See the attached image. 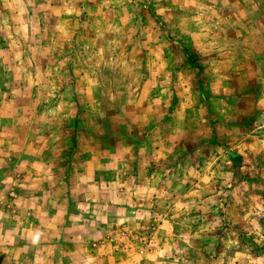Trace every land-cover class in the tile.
Returning a JSON list of instances; mask_svg holds the SVG:
<instances>
[{
    "label": "rangeland",
    "instance_id": "374dc122",
    "mask_svg": "<svg viewBox=\"0 0 264 264\" xmlns=\"http://www.w3.org/2000/svg\"><path fill=\"white\" fill-rule=\"evenodd\" d=\"M0 264H264V0H0Z\"/></svg>",
    "mask_w": 264,
    "mask_h": 264
}]
</instances>
